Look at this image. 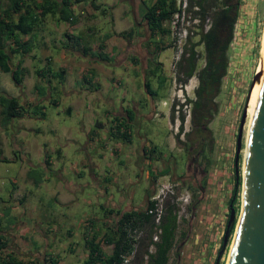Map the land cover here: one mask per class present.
<instances>
[{
    "label": "rangeland",
    "instance_id": "1",
    "mask_svg": "<svg viewBox=\"0 0 264 264\" xmlns=\"http://www.w3.org/2000/svg\"><path fill=\"white\" fill-rule=\"evenodd\" d=\"M179 1L181 5V0ZM177 2L178 0H176V5ZM184 13H180V17L174 26L172 24L168 25L165 34L157 35L158 47L165 48L164 50H157L155 55L153 43L149 45L148 50L144 51L136 50L137 46H135L133 54L139 58L140 64L129 63L127 67H111L110 69L113 72L111 81H106L102 75L96 73L101 80L100 85H96L100 89L96 105L89 107L86 104L87 108H78L77 112L74 111L70 116L62 112L63 103L59 104L58 109L51 105H45L44 119H33L36 115L32 114L31 117L33 118L30 120L22 117L21 119L12 120L6 127L0 125V160L7 159L10 161L8 163L0 162V210L4 205L8 206L7 204L12 208L20 206V203H18L20 201L22 203L27 201L29 206L36 204L37 211H31L27 216H24V211L19 210L15 216L18 219H23L26 223H30L33 222L34 216H36L34 214L37 213L38 221H35V226H42V229L50 225L49 222L52 221L53 216L57 215L60 222L58 224L55 222L52 226L51 237H56V240L60 238L59 244H65V246L71 244L75 249V252L71 254L63 251L55 253L60 259L65 258L64 264H82L85 258L80 236L75 234L68 239L64 234V230H78L80 220L93 216H98L101 219L104 215L100 206L105 201L96 197L98 187L92 184L87 173L88 167L83 169L82 178L79 176L78 178L71 177L70 164L78 163L74 161L77 159L78 153L73 150L78 149L85 141L84 137L78 135L80 133L78 124L83 120L85 130L92 128L97 132V127H91L88 123V119L91 117L93 121L97 120L108 128L110 117L120 107L130 111L133 103L138 104V110L144 116L142 118L138 117L135 123L130 124L128 126L129 131L133 138L137 134L143 136L146 139L143 142L144 148L146 150L154 148V154L152 156L145 155L135 147V153L139 154L136 159L132 155V151L128 150L129 146L120 143L117 145V142L108 136L110 140L106 143L107 147L101 155L103 156L102 159L94 156L91 149L86 151L85 156L87 160L93 158L98 165V173L103 177L108 174L117 176L121 174L123 176L117 182L114 179L113 183L109 184L106 183V180L101 181L99 186L113 196L114 203L119 202L120 194L128 193L130 196L131 193V202L135 205L136 210H142L146 205L144 193L147 192L151 199V197L157 196L160 188L172 187L170 193L163 198L160 196L156 200V211L153 215L154 217L158 214L159 217L163 215V204L166 200V203L175 206L176 229L173 245L167 254L166 264H214L219 251L221 252L217 264H225L226 262L233 232L223 248H221V238L227 221V201L235 184L233 171L235 136L241 112L244 105L246 106L245 102H247L251 78L260 64L264 31V0L238 1L233 38L226 51L227 66L225 75L221 78L218 89L209 105V110L212 112L211 119L202 126L200 132L197 131V124L194 126L191 123V106H180L185 98L193 99L194 89L197 85L195 76L186 79L184 82L177 80L178 77L184 80L187 71L186 62L181 60L180 57L183 46L187 48L190 43L195 45L193 47L195 71H198L204 62L203 47L195 44L198 37L195 35L194 21L186 20ZM114 15L115 13L111 14L112 18ZM132 18L131 13H127L125 20H121L120 15H116L113 19L114 24H111L106 18L99 17V27L96 29L98 38L101 40L104 34L109 33L111 27L116 31H122L126 27L124 22L130 23L133 21ZM143 35L145 37L147 34L144 32ZM187 35H189V40L184 45ZM82 37L83 42L93 39L91 36L82 35ZM141 37L142 35H140ZM55 51L54 48L53 52ZM122 56H118V59L121 60ZM146 59L151 60L150 66L154 63L159 65L153 75L147 73ZM59 66L60 64L57 63L55 68ZM133 66L136 67L137 71L130 74L131 71L127 69ZM25 67L31 70H54V66H51V64L46 66L38 58L33 59L32 63L25 61ZM31 70H28L24 83V90H26L24 94L27 95V99H31L35 94L31 83L37 78ZM127 71L130 75L127 74ZM158 75L163 76L165 79L161 88H158L155 79ZM146 79L149 81L151 88L156 91V95L152 96L155 99L153 101L143 88V81ZM104 82L106 87H104ZM77 86H79V83L76 84ZM8 87H2L0 83V88L4 89L5 93L17 98L19 87L13 83ZM92 88L96 87L92 84L90 89ZM53 95H56V93L53 92ZM173 103L176 104L172 113L171 106ZM154 106H156L155 111L152 109ZM146 115L149 117H145ZM246 123L247 117L242 130L241 151L238 159L239 185L236 202L233 204L234 210H236L233 231L240 210V168L244 152V139L247 133ZM63 125L68 127L69 136L74 141L63 147L64 160L56 163V166H63L64 170L69 173L68 180H71L69 185L72 186L73 183L79 182L83 186L71 196L72 199L76 197L77 202L68 209L65 206L56 204L58 197L54 199L50 196V191H47V184L38 185L35 189V186L26 178L24 173V168H30L35 163L36 149L31 145L33 141L41 146L43 144L47 145L46 150L52 157L50 150L64 140L63 136L61 138L59 135L57 137L53 136V130L61 133L63 132ZM103 133L105 136L106 131L104 130ZM200 135L205 139L201 146L196 145ZM115 139L120 141L119 138ZM30 141L32 142L30 143ZM114 147L118 148L116 154H112L110 151ZM190 148L191 151L188 152ZM198 149L200 151L198 152L199 161L197 165L195 167L187 166L191 154H194ZM61 163L63 164L60 165ZM143 163L144 168L148 170L146 180L136 175L134 169L135 165L140 166ZM35 171L42 179L52 178V176H49L51 173L44 172V170L36 168ZM56 182L58 180L50 179V185ZM59 184L63 185L61 181H59ZM10 191L11 194H9ZM15 192L16 194L13 196ZM62 192H64V189L61 190L59 195L64 196ZM1 211L0 230H4L8 228V223L12 224L15 221L6 219L8 210ZM1 216L4 218L2 219ZM23 216L24 218H20ZM114 220L112 223H114ZM91 221L94 230L91 227L90 232H98L99 236L103 234L105 226H102V222ZM158 222L154 218L153 224L155 226ZM152 231L155 232H152L151 239L156 241L158 230L156 227H152ZM147 234H149L147 225L130 229L129 236L134 243H132V252L125 256V264H136L134 255L144 251ZM47 241L48 238H45L43 247L50 244ZM101 248L106 254L109 253V246L101 245ZM153 250L152 245L147 246L148 252H153ZM142 261V264L146 263L145 255H143Z\"/></svg>",
    "mask_w": 264,
    "mask_h": 264
},
{
    "label": "crops",
    "instance_id": "2",
    "mask_svg": "<svg viewBox=\"0 0 264 264\" xmlns=\"http://www.w3.org/2000/svg\"><path fill=\"white\" fill-rule=\"evenodd\" d=\"M34 1L40 2V0ZM55 1L58 2V0ZM153 2L154 0H70V4L67 7H64L60 13L58 9L55 13L44 16L41 22L34 27L30 35L18 34L17 38L20 41H27L29 39L32 40L31 51L22 58L21 67L24 69V74L22 76L21 84L18 86L20 90L18 92L17 98L14 96L17 99L18 105H20L26 111L23 118L30 120L33 118L31 117L32 113L37 111L40 112V114L36 115L33 119H44L45 105H51L54 106L55 109H58L60 106L59 104L63 103L64 108L62 109V112H64L67 116H70L74 111L77 112L78 108H87L85 106L86 104L89 107L96 105L98 103V95L100 91L96 85H100L99 82L101 81L96 73L102 75L106 81H111L113 76V72L110 69L111 67H127L129 63H135V65H138V63L140 64L138 60L139 58L133 54V52H135V46H137L136 50L144 51L148 50L149 45H151L145 26L142 22V15L153 4ZM7 4L8 0H0L1 8H6ZM112 13H115L114 17L116 15H120L121 20H125L127 13H131L133 21L130 23L123 21L125 23L124 26L126 27H124L122 31H116L111 27L109 33L104 34L100 40L96 33V29H98V24L100 22L99 17L106 18L111 22V24H114V17L112 18L111 16ZM19 15H21L20 12L9 13L11 21H15ZM129 29L133 30L131 38H124L120 35V33L126 32ZM144 32L147 34L145 37L143 35ZM82 35L88 37L91 36L93 39L91 41L87 40L83 42ZM133 35H136V38ZM140 35H142L141 38ZM104 36L107 37L104 38ZM99 46H101L100 51L108 55L110 60L109 62L103 63L95 56L90 54L97 52ZM54 48L56 50L55 52H53ZM121 55L123 56L120 60L118 59V56ZM36 58L40 59L46 66L47 64L54 66L53 71H48L62 72V78L57 80L50 78L49 75L41 78L35 74V71L40 69H27V67H25V61L32 63L33 59ZM18 59H20L18 55L12 56L11 64L14 65ZM57 63H59L60 66L55 68ZM28 70H31L32 74H34L37 78L31 83L33 89L34 86L39 83L42 85L37 86L43 89V94H39L38 91L34 89L35 94L31 99H27V95L24 94L26 91L24 90V83ZM127 70L131 71L130 74H133L137 71L136 67L134 66L132 68H128ZM128 71L127 74L130 75ZM0 83L2 87L7 88L8 85L13 82L11 81L8 74H3L0 72ZM77 83H79V86L76 87ZM82 83L83 86L81 87ZM92 84L96 88L90 89V85ZM104 85V87H106L105 82ZM53 92L56 93V95H53ZM0 94L10 95L5 93L4 89L2 88H0ZM153 97H151L152 101L155 100ZM152 109L155 111L156 106H154ZM142 116L144 115L140 114L138 110V104L133 103L132 109L130 111L129 109L120 107V109L110 117L108 128H106L107 126L103 125L97 120L93 121L91 117L88 119V123L91 127L96 126V129H98L97 132L92 130V128H87L85 130L83 120H81L78 124L80 131L78 135L84 137L85 141L84 144L80 145L78 149L73 150L75 153H78L77 159L74 160L78 163L76 164V162H74L73 164H70V172L72 174L71 177L78 178L79 176L82 178L83 176H81V173L83 172V169L88 167V176L92 181V184L98 187L96 197L102 198L105 201L102 206L99 204L100 209L104 212V215L101 219L98 218V216L86 217L79 221L78 230H64V234L68 239H70L75 234L80 236L85 257L86 249L84 247L83 234L86 227H92L93 229V223L91 220H93V222L101 221L102 226H105L103 231L105 232L108 231L106 227L112 226V221L116 219L117 213L136 210L135 205H133L131 202V193L130 196L128 193L123 195L120 194L119 202L114 203L113 196L109 195L106 190H102V188L99 186L101 181L106 180V183L109 184L113 183V180L115 179V182H117V180L123 175L119 174L117 176L108 174L107 176L103 177L98 173L99 168L93 158L87 160L85 156L87 153L86 151L91 149L93 150L94 156L102 159L103 156L101 155L104 149L107 147L106 143L109 142L110 139L108 136H110L113 138V141L115 140V142H117V145L120 143L129 146L128 150L132 151V155L137 159L139 154L135 153V147H137L142 153L144 149L143 142L146 139L143 136H139L138 134L133 138L128 126H130L132 123H135L137 118H142ZM145 117L148 118L149 116L146 115ZM121 123L126 130V138L121 137V135L116 131L117 125ZM104 130L106 131L105 136L103 133ZM62 131L63 132L61 133H57L53 130V136L57 137L59 135L60 138L63 136L64 140L61 144L58 143L54 149L50 150V153L53 155L52 157L48 153V150H46L47 145L43 144L41 146L40 144H37L35 141H33L31 145L36 149L34 155L35 163H33L30 168L26 166L27 168H24V173L26 175V172L29 169L36 168L44 170V172L51 173L49 176H52V178L48 177L43 179V181L38 185L41 186L47 184V191H50V196L54 199L58 197L56 204L58 206H65V208L68 209L77 202V198L75 197V199H72L71 196L75 194L77 190H80L82 184L76 182L73 183L72 186L69 185L71 181L68 180L69 173L64 170L63 166H56V163L64 160L65 153L63 151V147H66L69 142L74 141L70 138V132L66 125L62 126ZM115 138H119L120 141ZM31 142L32 141H30V143ZM117 150L118 148L114 147L110 151L112 154H116ZM62 164L63 163L60 165ZM134 169L135 173H137L136 175L144 178L145 180L147 179L148 170L144 168V163L140 166L135 165ZM50 179H56L58 182L50 185ZM59 181H61L63 185L59 184ZM37 186H35V189ZM62 189H64V192H62V194L64 193V196L59 195ZM9 194H11V191ZM14 194H16V192L13 193V196ZM110 199L112 200L108 202ZM18 203H20V206L12 208L9 204H7L8 206L4 205V207L1 209L8 210L6 219H13L15 221L12 224L8 223L7 229L0 230V235H2L7 244V249L5 252L9 251L13 253L20 260L40 259L39 257H42L43 255H50L52 258H55L57 257L55 253L60 251L70 254L75 252V249H73L71 244H68L67 246H65V244H59V237L58 240H56V237H51L50 231L52 226L55 224V222H57V224L60 222V218L57 215L53 216L52 221L49 222L50 225H47L48 227L46 226L45 229H42V226H35V221H38L37 213L34 214L36 216H34L33 222L30 223H26L23 221V219H18L17 216H15L19 210L24 211V216H27L31 211H37L36 204L29 206L27 201L24 203L20 201ZM52 213H54V211H52ZM24 216L20 218H24ZM3 218L4 217H2V219ZM45 238H48L47 243L50 244H47L46 247H43ZM50 238L52 239L50 240ZM57 258V264H64L65 258Z\"/></svg>",
    "mask_w": 264,
    "mask_h": 264
},
{
    "label": "trees",
    "instance_id": "3",
    "mask_svg": "<svg viewBox=\"0 0 264 264\" xmlns=\"http://www.w3.org/2000/svg\"><path fill=\"white\" fill-rule=\"evenodd\" d=\"M77 1V0H75ZM239 0H186L185 19L193 22L195 35L198 37L196 45H202L204 51L203 66L195 71L194 57L195 53L193 43H190L187 48L183 46V52L180 53L181 60H184L187 65L184 80L179 77L178 81H185L186 79L195 76L197 85L194 89V99L185 98L180 106L190 105L191 123L198 127L200 132L202 126L211 119L212 112L209 110L210 102L214 98V93L217 91L221 78L225 75L227 66L226 51L233 38V28L237 18V8ZM70 4V0H8L6 8L0 7V72L8 74L15 86L21 84L24 69L21 67L22 58L31 51L32 40L20 41L17 38L18 34L30 35L35 26H37L44 16L53 14L59 9V13L64 7ZM176 0H154L153 4L142 15V22L145 26L149 37V42L153 43L154 54L157 50H164L159 48L155 37L159 34H165L170 24L174 12H176ZM20 12L21 15L15 21H11L9 13ZM133 30L129 29L126 32L120 33L124 38H131ZM107 36H104L106 38ZM184 42L189 40V35ZM9 42V43H8ZM101 46L95 53H90L99 61L109 62L108 55L102 53ZM18 55L20 59L12 65L11 58ZM148 72L153 75L159 65L150 66L151 60H146ZM155 64V63H154ZM35 74L41 78L49 75L50 78L60 80L62 72H51L44 70H37ZM145 75H147L145 73ZM145 78V77H144ZM158 88L164 84V77L158 75L156 78ZM143 88L149 96H155L154 91L149 81H143ZM34 89L39 94H43V89L34 86ZM173 103L171 112H174ZM39 109V108H36ZM25 110L18 105L15 97L0 94V125L6 127L14 119L22 118ZM33 115H39L40 112H34ZM182 118V117H181ZM130 119V118H129ZM121 130V131H120ZM117 133L121 137L126 138L127 133L124 126L117 125ZM154 148L146 150L143 149V154L153 155ZM1 162H8L7 159L0 160ZM26 178L31 181L33 186L40 184L43 179L38 175L35 169H29L26 172ZM239 179L234 184L231 190L230 198L235 195L233 204L236 202L237 188ZM146 205L142 210H129L119 212L112 226L107 227V231L99 236L98 232H90V227L84 229L83 242L86 249V257L82 264H121L125 256H128L132 250V243L134 241L129 236L130 229L139 228L143 225L148 226L147 243L144 251L135 253L134 258L136 264H142L143 255L146 256L145 264H166L167 254L173 245L174 232L176 229L175 206L173 204H163V215L159 217V222L155 226L154 213H147V210L155 208V201L149 200V195L145 193ZM227 201V202H228ZM236 212V210H235ZM233 226L228 229V237L233 232ZM152 227L158 230L156 241H152ZM155 232V231H154ZM153 232V233H154ZM99 236V238H98ZM101 245L109 246V253H105ZM152 245L153 252L147 251V246ZM7 249L6 241L0 235V264H57L58 258H52L50 255H43L40 259L20 260L13 253L5 252ZM133 258V259H134Z\"/></svg>",
    "mask_w": 264,
    "mask_h": 264
},
{
    "label": "water",
    "instance_id": "4",
    "mask_svg": "<svg viewBox=\"0 0 264 264\" xmlns=\"http://www.w3.org/2000/svg\"><path fill=\"white\" fill-rule=\"evenodd\" d=\"M257 80L260 85L255 108L245 135L244 155L241 160L240 210L225 264H264V42L263 69L254 71L249 89ZM245 117L244 105L235 136L233 155L235 183L238 181V159ZM234 198L235 195L230 198L227 204L228 214L221 238V248L226 245L228 229L234 222ZM220 252L214 264H217Z\"/></svg>",
    "mask_w": 264,
    "mask_h": 264
},
{
    "label": "bare ground",
    "instance_id": "5",
    "mask_svg": "<svg viewBox=\"0 0 264 264\" xmlns=\"http://www.w3.org/2000/svg\"><path fill=\"white\" fill-rule=\"evenodd\" d=\"M263 42H264V31H263V39H262V46H261L260 64H259V67L257 68V71H262L263 69ZM259 85H260L259 80L255 81L250 87L249 92H248V98H247V102L245 106V115L247 117L246 131L248 130V124H249L250 118L255 108L256 96L258 93ZM243 155H244V152H243Z\"/></svg>",
    "mask_w": 264,
    "mask_h": 264
},
{
    "label": "built area",
    "instance_id": "6",
    "mask_svg": "<svg viewBox=\"0 0 264 264\" xmlns=\"http://www.w3.org/2000/svg\"><path fill=\"white\" fill-rule=\"evenodd\" d=\"M179 3H180V1L178 0L177 5H176L177 6V10H176V12H174L175 14H173L172 19L170 21V24H172L173 26L178 21V18L180 17V13L183 14L185 12L186 0H181V5ZM171 189H172V187H170V186L169 187L167 186L164 189L160 188L159 191H158L159 193L157 194V196L156 197H151V199L149 198V200L157 202L156 200L158 198H160V196L163 198L164 196H166L168 193L171 192ZM156 205H157V203H155V205H154L155 208L153 210H151V209L147 210V213H149V214L150 213L151 214L154 213L155 214ZM154 218H155V221L158 222L159 214L156 215ZM125 263H126V259L124 258V260L122 261L121 264H125Z\"/></svg>",
    "mask_w": 264,
    "mask_h": 264
},
{
    "label": "flooded vegetation",
    "instance_id": "7",
    "mask_svg": "<svg viewBox=\"0 0 264 264\" xmlns=\"http://www.w3.org/2000/svg\"><path fill=\"white\" fill-rule=\"evenodd\" d=\"M155 65H157V63L154 64L153 66H155ZM193 95L195 97V94L194 93H193ZM194 97H193V99H194ZM204 141H205V139L202 137V135H200L198 137L197 141H196V145H200L201 146V143H203ZM190 151H191V148L188 150V152H190ZM199 151H200V149H198V151H196L194 154H191V156L189 158V162L187 163V166H194L195 167L197 165V163L199 161L198 160V156H199V153L198 152Z\"/></svg>",
    "mask_w": 264,
    "mask_h": 264
}]
</instances>
